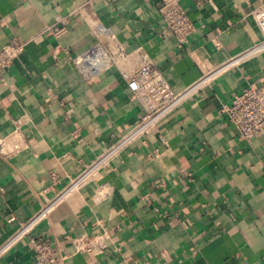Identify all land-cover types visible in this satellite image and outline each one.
I'll use <instances>...</instances> for the list:
<instances>
[{
  "label": "crops",
  "instance_id": "obj_1",
  "mask_svg": "<svg viewBox=\"0 0 264 264\" xmlns=\"http://www.w3.org/2000/svg\"><path fill=\"white\" fill-rule=\"evenodd\" d=\"M157 1L0 0V46L25 42L0 88V142L9 152L0 153V245L65 188L79 160L103 152L141 113L118 68L85 78L74 65L97 40L92 24L109 27L121 49L140 48L174 90L252 49L161 120L157 134L65 194L0 264H31L36 236L62 247L64 264H264V131L241 140L220 112L264 80L251 16L264 0H180L195 26L183 44L156 14ZM63 14L69 30L55 37ZM102 230L111 236L104 252L76 251Z\"/></svg>",
  "mask_w": 264,
  "mask_h": 264
},
{
  "label": "built area",
  "instance_id": "obj_2",
  "mask_svg": "<svg viewBox=\"0 0 264 264\" xmlns=\"http://www.w3.org/2000/svg\"><path fill=\"white\" fill-rule=\"evenodd\" d=\"M154 8L165 27L173 35L175 42L185 43L195 26L180 0H159L154 3ZM69 15L63 14L57 18L59 25L52 28L55 37L68 32ZM251 16L260 34L258 45L264 46V2L252 10ZM92 30L97 37L96 42L73 60L74 65L85 78H90L110 66L118 68L138 101L141 113L127 130L115 137L110 146L104 148L103 152L95 155L88 162L79 160L78 170L74 175H68L69 181L65 188L54 198L42 202L34 214L20 222L10 238L0 245V255L29 234L42 219L48 216L54 205L65 194L91 181L101 168L107 167L110 161L132 142L141 140L145 143L147 136L157 134L161 120L210 82L220 70L239 62L252 51L250 49L233 56L217 69H210L200 75L193 83L180 90H174L140 48L129 52L121 49L115 33L102 23L92 24ZM24 44L23 40L11 37L6 44L0 46V88L6 85L4 72L19 58ZM220 112L228 116L237 130L239 139L250 142L260 136L264 131V80L256 87L249 86L234 93L230 103L224 104ZM160 140L164 143L161 136ZM159 152L157 147L148 152L147 156H157ZM0 153L9 154L2 150L1 142ZM63 156L72 158L70 153H65ZM49 176L53 181L57 180L55 171H50ZM109 240H111L110 233L102 230L76 243L75 249L79 252H93L98 256L107 248ZM31 242L34 247L31 264H64L69 255L62 247L53 245L48 238L36 236L31 238Z\"/></svg>",
  "mask_w": 264,
  "mask_h": 264
},
{
  "label": "bare ground",
  "instance_id": "obj_3",
  "mask_svg": "<svg viewBox=\"0 0 264 264\" xmlns=\"http://www.w3.org/2000/svg\"><path fill=\"white\" fill-rule=\"evenodd\" d=\"M8 144V143H7Z\"/></svg>",
  "mask_w": 264,
  "mask_h": 264
}]
</instances>
